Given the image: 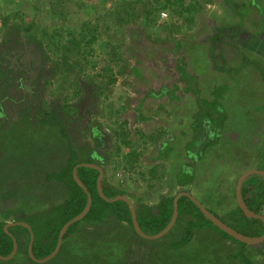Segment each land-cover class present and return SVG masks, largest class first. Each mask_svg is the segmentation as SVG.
I'll list each match as a JSON object with an SVG mask.
<instances>
[{
  "label": "rangeland",
  "instance_id": "374dc122",
  "mask_svg": "<svg viewBox=\"0 0 264 264\" xmlns=\"http://www.w3.org/2000/svg\"><path fill=\"white\" fill-rule=\"evenodd\" d=\"M134 1L136 2L133 5L135 9L132 12L133 16L129 18V22L121 24L112 12L120 0H0V37L1 34L21 33V35L37 39L44 48L50 64L53 65L58 56L60 57V52L54 45L62 49L67 44L65 33V37L59 39L58 42L57 39L54 41L56 34L51 30L56 25H62L67 30L75 27L77 32L84 33L88 30L82 24L83 22H88L89 28L95 25L99 36L93 44L95 52L89 55L90 58L104 59L106 53L113 51V47H116L122 58L131 64L126 77H118L117 82L111 86L112 91L109 97L98 100L97 109L104 108L106 110L108 98H119L121 101L129 93L137 94V91L145 92L153 87H167L161 90L163 95L158 102L165 107L173 106L172 109L166 110L169 116L168 120L170 119L169 123H173V129L177 127V120L181 122L185 120L184 123H188L190 117L188 118L189 109L187 107L193 106V98L190 96L191 88L196 84L197 79L200 82V78H202L204 88H206L204 89L206 103L202 101L201 104L207 110L214 112L216 110L222 115V111H224V120L222 121L223 116L217 117L214 124L217 126L222 121L225 133L229 132L233 136L224 137L222 141H218L220 145L210 146L204 155L197 159L198 165L193 171V178L184 171V164L186 163L185 159L195 161L198 153L194 152L193 146L196 148L197 145L193 140L186 144L188 148L184 151V146L180 145L185 143V140L177 138L169 146H164L160 155V159L168 160V168L170 167L168 171L173 169L176 172L172 173L173 177H167L164 180L162 178L163 169L157 165L159 168L153 171V174L151 173L153 178L149 181L152 184L150 188L147 187V182L140 178L139 173L133 170L132 176L123 184V189L127 191L125 194L129 195L128 197L135 204L136 200L133 194L146 202L155 203L158 199V191L153 188V184L157 189L164 185L175 188V183L179 182L205 207L227 220V211L236 207L237 204L234 194L238 176L247 169L261 168L259 158L261 155H258L259 150L257 149L262 151L264 148V0H213L211 3L205 4L204 12L197 14L196 26L192 29L182 27L173 35L169 29H160L159 25L163 21L183 23L181 17H170L169 11H163L157 21V28L151 25L144 28L146 18L142 11L148 0ZM138 11L141 12V15L138 14ZM26 21L30 23H26ZM23 22L26 23L24 27H34L33 30L29 33L25 32V29L20 25ZM228 23L229 25L240 24L241 28L246 31L240 32L237 37L228 36L230 42L223 45L225 49L226 47L235 49L236 55L232 56V60L238 66L227 61L229 70L217 73L215 69L211 68V64H214L215 68L218 66L215 55L218 56L219 41L217 38L221 40L220 35L210 38V41L207 37L212 32L214 33V30L219 26ZM43 26L49 29V36L45 37L43 33H40ZM148 35L150 38H147ZM230 37L232 38L230 39ZM175 40L182 41L177 46H183L182 49L185 51L189 66L193 65L189 69V74L184 73L183 68L175 65V63L177 64L176 60L180 58L178 52L171 50ZM212 40L213 43L216 40V44L213 45ZM210 43L213 45L212 49L215 53L209 50ZM100 64H102L101 61L98 65ZM95 70L99 71L100 66H97ZM72 71L86 78L75 68ZM86 71L93 73L94 70L88 68ZM193 72H195V76L191 75ZM223 86L225 90L222 92ZM152 102L154 107V101ZM65 111L68 110L65 109ZM98 116L101 127L106 131L111 130L109 125L112 123L107 118V114L102 116L98 114ZM127 116L133 123L131 114ZM181 122L179 125H182ZM170 124H168L169 127H171ZM52 128V130H56V127L52 126ZM131 128L133 131V124H131ZM184 129L185 127L177 129L178 133L181 135L187 133ZM172 134L173 132L168 134V140H171ZM251 134L260 138L256 142L259 143L257 149L244 143L247 140L246 137ZM37 136L41 137L38 133ZM112 138L114 139V136ZM26 139L29 137L26 136ZM113 139L110 141L108 150H105L107 151L106 155L110 157L114 156L113 152L116 149L115 139ZM88 142L92 144L90 140L83 143ZM34 150L42 159L51 156L54 152L50 146L46 149V146L42 145H37ZM122 150L126 151V148ZM118 156H115L117 161H119ZM143 169H139L140 172ZM255 176H250L253 179L248 177L247 180L249 178L258 180ZM51 186L56 189L57 195L61 194L62 196L57 197L50 191L44 192L43 186H38L36 191L42 190L41 192L47 194V198L38 203L41 194H27L30 200L26 204L28 206L24 208L27 214L31 216L35 213H43L52 203L59 204L66 198L67 190L54 183H51ZM172 192V190L168 191L167 194ZM45 203H50V206H41ZM116 222L114 220L115 225H117ZM200 223L204 228L195 230L192 239L181 247H173L183 236L185 225L181 226L178 223L166 235L158 239L136 237L135 240H140L153 247L147 261L143 264H230L228 258L235 246L227 245L220 232L206 220L201 219ZM83 224H85L84 221L81 222L79 229L85 235H81L79 242L84 239L90 240L86 245L76 243L72 251L77 255H85L89 260L96 256L100 258L103 255L104 264H118L117 262L123 256V250L129 245L128 237L123 235L120 230L112 229L114 226L104 228V234L101 235L98 232L99 236L97 237L90 231L94 226L101 227V224L92 225L91 229V226ZM84 230L91 234H86ZM88 236L93 238H86ZM238 246L239 244H236V247ZM248 253L256 263L264 260V256L257 253L255 248Z\"/></svg>",
  "mask_w": 264,
  "mask_h": 264
},
{
  "label": "flooded vegetation",
  "instance_id": "af4514ba",
  "mask_svg": "<svg viewBox=\"0 0 264 264\" xmlns=\"http://www.w3.org/2000/svg\"><path fill=\"white\" fill-rule=\"evenodd\" d=\"M241 27L242 26H240V24H222L216 29L217 31L214 30V33L212 32L208 35L207 38L209 41L210 38L218 37L219 35L221 39L219 40V38H217L219 41L218 56L215 55L218 66L215 68V65L211 64V68L213 70L215 69L217 73L229 70L227 61H231V63L237 65V63L232 60V56L236 55V52L234 53L235 49L227 47L225 49L223 48V45L224 43L230 42L228 36L237 37L240 35V32L243 33V31H246V29H242ZM232 37H230V39ZM181 42L182 41L175 40V44L171 50L173 49L174 52H178L180 56V58L176 60L177 64L175 63V65L181 69L183 68L184 73L189 74V69L192 68L193 65L189 66V62L186 60L185 51L182 49L183 46H177ZM211 43L213 45L216 44L215 41L213 43V40ZM211 43L209 44V50L214 52V49H212L214 47ZM191 75L195 76V72H193V74L191 73ZM60 76L63 81L60 80ZM68 79L69 83H71L69 85L67 82ZM197 80L196 84H194L193 88H191L192 92H190V96L193 98V106L187 107L189 109L188 118L190 117V119L188 120V123H184L185 120L182 122L177 120V127L173 129V123H169L170 119L168 120L169 116L166 111L172 109L173 106L170 108L167 106L165 107L162 106L163 104L158 102L160 97L163 95L161 94V90L167 87H153L145 92L137 91V94L134 93L135 95L129 93L126 95L127 97H124L125 99L121 101H119V98H108L109 101L106 105V110L104 108H100L99 110V108L97 109L98 95L96 94V86L92 79L83 78L80 74H76L74 71L59 70L55 72L47 58L44 48L37 40L31 39L29 36L21 35V33H11L10 35H8V33L5 35L1 34L0 220L4 219L6 216L7 218L4 219L5 224L8 222H25L31 226L30 222H26L21 219L27 214L26 211H24V208L28 206L26 204L30 201L27 194H41L38 201L39 203L43 202L47 198V194L44 193L45 191L47 193L50 191L53 195L58 194H56V189L51 186V183L67 190L62 182L56 179L48 180L47 178L49 173H61L70 161L75 162L74 167L80 163H90L98 166L103 173L101 180L102 190L104 188L108 189L110 187H117L120 189L119 194H125L127 191L123 189V184L132 176L133 170L139 173L140 176L141 174L139 169L144 168L141 173H143L145 177L143 178L140 176V178L148 184L150 183L148 182V177L151 178L149 170L155 166L156 171L159 168L157 165L163 169L162 178L164 180L167 177H173L174 174L172 175V173L176 172H174L173 169L168 171L170 170V167L168 168L169 162L168 160L160 159L161 151L164 146H169L172 142L176 141L177 138H183L185 143L180 146H184V151L188 148L186 144H189L193 140L195 141V145H197L196 148L193 146V149L195 150L194 152L198 153L195 161L193 162L192 160L189 161V159H185L186 163L184 164V171H186L189 176L193 178V171L198 165L197 159L203 156L210 146L220 145L218 141H222L224 137L233 136L229 132L225 133L224 126L222 128L221 122L224 120V111H222V115L219 111L215 110L214 112L213 110H207V108H204L201 104L202 101L206 103V93L204 92V89L206 88H204L205 85L202 78H200V82L199 79ZM184 84L186 85V83ZM224 90L225 87L223 86L222 92ZM107 93V97H109L111 92L107 91ZM152 101H154V107ZM65 109L68 111L66 112ZM98 114H100V116L107 114V118L112 123L109 125L111 130L106 131L101 127V123L98 120ZM125 114L126 117H124ZM128 114H131L133 123L130 122L129 117L127 116ZM221 116H223L222 121H220L216 126L214 124L215 119H217V117L221 118ZM180 122L182 125H179ZM130 123L133 124V131ZM168 124H170L171 127H169ZM52 126L56 127V130H52ZM184 127V131L187 133L184 132L185 134L183 135L179 134L177 129H183ZM120 131L124 136V140L130 142V144L126 145L121 143ZM30 132L32 133L29 134ZM171 132H173L170 136L171 140H168L167 136L168 134H171ZM37 133L41 137H38ZM26 136H28L29 139H26ZM113 136L115 139L114 143L116 145V149L113 152L114 156L110 157L109 155H106L107 151L105 150H108ZM246 139L247 140L244 142L245 144H249L250 146L252 145L253 148L256 149L258 148L259 143L256 142L260 138L258 139L257 136L251 134V136L248 135ZM86 140H90L92 144L89 142L83 143ZM37 145L46 146V149L50 146L54 152L51 156L42 159L39 157V154L35 153L34 148ZM243 146L247 147L248 145ZM117 147L120 148L117 149ZM123 148H126V151H123ZM117 150L119 151L117 152ZM131 150L138 154V159L130 171L124 167V157ZM257 150H259L258 155H261L259 157L261 160L260 169H264V148L262 151H260V149ZM121 152L123 153L121 154ZM73 154L75 155V158L71 159ZM115 156H118L119 161L116 160ZM95 170L98 172V178L99 171L97 169ZM125 171L128 173H124ZM113 173H115L116 177H113ZM169 174L172 176H167ZM175 185L177 186V182ZM38 186H43L44 192H41L42 190L36 191ZM148 186H152V184L147 185V187ZM165 186L167 185L157 189L153 184V188L158 191V199L155 203L146 202L142 200L141 197H136L135 194L131 192L136 200L135 204V202L131 199L135 207L136 215L139 211V204L150 205L153 207V210H155L160 196L168 195V191L171 192L172 190V193H179L181 191L188 192V190L185 189L177 191L178 187L176 186L175 188ZM60 196L62 195H57V197ZM19 198L22 200L20 201ZM53 205L57 204L52 203L50 206V203H45L41 206H50L44 210V212H46ZM43 213H35L31 216L35 217V215L39 216ZM17 216H21V218L17 219ZM190 219L191 217L185 215L181 218L178 224L184 226ZM195 219L197 220L199 218L195 217ZM114 220L115 219H110L108 224L106 222L102 223L100 225L101 231L99 233L103 235L104 228H111L114 226L112 229L120 230L123 235L128 237L129 245L123 250V256L120 259L117 257L119 259L117 263L143 264L146 262L148 255H150L151 250H153V247L135 239L136 237L143 239L148 238L138 235L134 231L133 226L131 228L128 222L117 221V225H115ZM175 224L177 223L175 222ZM13 226L26 228L20 224ZM203 228L195 230H202ZM144 233L146 235H150L146 232ZM94 236L98 237V232H95ZM224 240L227 245L232 247L235 246V249H233L234 251L239 247H236V244L232 243L230 240L225 238ZM80 243L86 245L88 242L82 241ZM259 245H253L250 247H259ZM15 255L11 259H13ZM97 257L98 256L95 258ZM93 259H87L83 262V264H92ZM97 259L104 262L103 255ZM228 259H230V264H236L230 257ZM46 262L35 263L43 264Z\"/></svg>",
  "mask_w": 264,
  "mask_h": 264
},
{
  "label": "trees",
  "instance_id": "16d2710c",
  "mask_svg": "<svg viewBox=\"0 0 264 264\" xmlns=\"http://www.w3.org/2000/svg\"><path fill=\"white\" fill-rule=\"evenodd\" d=\"M212 1L213 0H148L147 4H145L146 7L142 11L146 18L144 28L150 25L157 28V21L160 18V14L163 11H169L170 17H181L183 19V23L163 21L159 25L160 29H169L171 35L180 30L182 27H186V29H192L194 26H196L195 18L197 14L204 12L205 4L211 3ZM135 2L136 1L134 0H120V3L112 9V12H114V14L116 15V19L118 22H120L121 24L129 22V18L133 16L132 12L135 11L133 6ZM138 14L141 15V12L138 11ZM19 18H21V16H19ZM31 22L35 23L34 21ZM26 23L30 22L26 21ZM26 23L23 22L22 24L20 23V25L25 29V32L29 33V31H32L34 27H24V24ZM82 24H84V27L88 30L86 33L77 32L75 30V27L67 30V28L63 27L62 25H56L55 28L51 30L56 34V36L54 37V41H56L57 39L58 42L59 39L65 37L64 33L67 37V44L62 49H59L58 46L54 45L55 48L58 49V52H60V57L58 56L52 67L55 72L59 70L72 71L75 68L78 72L86 75V78L92 79V81L95 82L96 94L98 95L99 100L100 98L107 97V91H112L111 86L117 82L118 77H126L127 70L131 64L128 63L127 60L122 58L121 53L116 49V47H113V51H108L104 59L101 58V60H97L95 58H90L89 55L95 52V47L93 46V44L97 41L99 32L97 31V27L95 25L89 28L88 22H83ZM48 32L49 29L45 26H43L42 30L40 31V33H43L45 37L49 36ZM147 38H150L149 35L147 36ZM31 39L33 38L31 37ZM60 58L63 60V62ZM100 61L102 62V64L98 65ZM97 66H100L99 71L95 70ZM88 68L94 70L93 73H88L86 71ZM60 80L63 81L61 76ZM67 82L68 85L71 84L69 83V79L67 80ZM120 135L121 143L126 145L130 144V142L124 140V136L122 135L121 131ZM74 158L75 155L73 154L71 159ZM137 159L138 154L135 153V151L131 150L124 157V167L131 171ZM74 164V161H70L67 167L61 173H49L47 178L48 180L56 179L65 185L67 189L66 198L62 202L57 205H53L48 211L39 216L35 215L34 217L28 214H26L23 218H21V216H17V219L21 218L22 220L30 222L31 224L34 233L33 253L37 258L44 257L55 248L58 233L62 226L68 220L78 215L86 204V195L84 191L80 186L77 185V183L73 179L72 168L74 167ZM149 171L150 174H153V171H155V166L152 167ZM77 174L91 194V208L83 219L75 222L68 227L63 237V242L59 252L53 259L43 264H83V262L89 259L85 255H77L72 251L76 243L82 242H79V240H81V235H83L79 229L82 221L85 222V224L83 225L91 226L90 229L93 228L92 225H99L105 222L107 223L110 221V219H115L118 222L126 221L132 228L130 212L125 202H107L98 195L96 189V178L98 172L95 169H91L88 167H79L77 169ZM140 174L141 177H145L143 173L140 172ZM152 174L150 175L151 178H153ZM254 176L255 175H252V177ZM113 177H116L115 173H113ZM255 177L258 178V180H252L253 178L250 180L249 178L248 180L246 179L243 182L241 194L245 203L252 211L256 213H264V176L256 175ZM151 178L148 177V182L151 180ZM149 184L147 183V185ZM149 187L151 188L152 186ZM177 187V191H181L184 190L183 187L185 186L178 182ZM103 190L106 196L110 198L120 193V189H118L117 187H110L108 189L104 188ZM176 193L177 192L168 195H161L155 210H153V207L150 205L139 204L137 219L140 227L144 232L152 235L159 232L166 226L173 212V198ZM178 211L179 215L176 223H179L181 218L185 215L191 217V219L185 223L183 236L179 241H177L175 246L181 247L188 243L193 236L194 230L203 228V225L200 222L201 219H204L212 227L217 229V231L220 232V234L225 239L230 240L232 243L239 244V248L233 251L229 256L234 260L236 264H264V260L256 263L248 253L249 251L252 252L255 248V251L257 253L264 256V242L259 245V247H250L244 243L237 241L236 239L232 238L231 236L214 226L208 219H206L202 215L198 207L186 196H183L178 200ZM227 212V220L219 217L214 212L212 213H214L227 225L231 226L233 229L244 235L254 237L262 234V221L259 219L247 218L242 213L237 204L236 207L229 209ZM195 217L201 219L196 220ZM6 218L7 217L5 216L4 219ZM4 219L0 220V254L8 255L12 249V239L4 230ZM94 228L90 231L91 233L101 231V227L94 226ZM8 230L16 237L18 242V249L13 259L8 261L0 260V264H37L33 262L27 254V246L30 239L28 230L20 226H11ZM84 232L88 235L91 234L90 232L87 233L85 230ZM86 238L93 237L88 236ZM89 240L90 239H84L83 241L88 242ZM77 249H79V247H77ZM97 258H94L92 260V264H104Z\"/></svg>",
  "mask_w": 264,
  "mask_h": 264
},
{
  "label": "water",
  "instance_id": "95a60500",
  "mask_svg": "<svg viewBox=\"0 0 264 264\" xmlns=\"http://www.w3.org/2000/svg\"><path fill=\"white\" fill-rule=\"evenodd\" d=\"M79 166H85V167H90V168H94L97 169L99 171V176L97 178V193L98 195L105 201L107 202H116V201H124L128 207H129V211H130V215H131V222H132V226L134 231L140 235L141 237L144 238H148V239H157L160 238L162 236H164L165 234L168 233V231L173 227V225L175 224L177 217H178V200L182 197V196H186L188 197L200 210V212L203 214V216L208 219L214 226H216L217 228H219L220 230H222L223 232H225L226 234H228L229 236H231L232 238L236 239L237 241L246 244L247 246H253V245H259L261 243L264 242V214L262 213H256L254 211H252L247 204L245 203L242 194H241V188H242V184L243 182L250 176L252 175H263L264 176V169H257V168H251V169H247L245 170L237 179L236 181V185H235V200L237 203V206L241 209L242 213L247 217V218H254V219H259L262 221L263 223V232L261 235L259 236H248V235H244L238 231H236L235 229H233L231 226L227 225L225 222H223L219 217H217L214 213H212L207 207H205L198 199H196L194 196H192L190 193L185 192V191H181L179 193H177L174 198H173V212H172V216L169 220V222L166 224V226L160 230L159 232L152 234V235H146L142 229L140 228V225L138 223V219H137V215H136V211H135V207L133 202L131 201V199L125 195V194H118L112 198L107 197L102 190L101 187V180L103 177V173L102 170L93 164L90 163H80L77 164L75 167H73L72 170V175H73V179L74 181L77 183L78 186L81 187V189L84 191L85 195H86V204L84 206V208L82 209V211L76 215L75 217L71 218L70 220H68L60 229L59 233H58V237H57V243L55 245V248L46 256L42 257V258H36L33 254V242H34V233L31 229V226L25 222L22 223H18V222H8L5 224L4 226V230L5 232L12 237V250L10 251V253L8 255H2L0 254V260L2 261H8L10 260L16 253L17 251V241L16 238L9 232L8 228L10 226L13 225H17L20 224L24 227H26L28 229L29 232V243H28V247H27V252L29 257L38 263L41 262H46L50 259H52L60 250L62 242H63V237L68 229V227L72 224H74L77 221H80L81 219L84 218V216L89 212L91 205H92V197L90 192L88 191L87 187L85 186V184L80 180V178L78 177L77 174V168Z\"/></svg>",
  "mask_w": 264,
  "mask_h": 264
},
{
  "label": "crops",
  "instance_id": "0c3cea01",
  "mask_svg": "<svg viewBox=\"0 0 264 264\" xmlns=\"http://www.w3.org/2000/svg\"><path fill=\"white\" fill-rule=\"evenodd\" d=\"M177 187V186H176Z\"/></svg>",
  "mask_w": 264,
  "mask_h": 264
}]
</instances>
